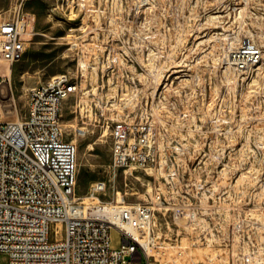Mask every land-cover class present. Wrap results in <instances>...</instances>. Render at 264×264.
<instances>
[{
    "label": "rangeland",
    "instance_id": "1",
    "mask_svg": "<svg viewBox=\"0 0 264 264\" xmlns=\"http://www.w3.org/2000/svg\"><path fill=\"white\" fill-rule=\"evenodd\" d=\"M107 1L105 14L121 21L92 30L98 38L91 40L57 0H0V20L34 16L26 50L6 80L19 116L29 87L68 73L81 83L61 109L64 138L77 147L75 194L86 196L105 180L102 200L152 203L159 192L171 206L178 199L161 175L109 167L107 125L143 115L154 130L157 160L179 166L195 212L176 217L155 209L157 255L173 264H264V0ZM114 32L121 36L117 51H94ZM245 41L261 56L239 69L230 54ZM77 125L85 134H74ZM195 179L202 183L198 198ZM111 235L116 244L117 233ZM7 263L0 252V264Z\"/></svg>",
    "mask_w": 264,
    "mask_h": 264
},
{
    "label": "built area",
    "instance_id": "2",
    "mask_svg": "<svg viewBox=\"0 0 264 264\" xmlns=\"http://www.w3.org/2000/svg\"><path fill=\"white\" fill-rule=\"evenodd\" d=\"M57 1L69 20H80L91 40L97 39L91 38L92 30H105L121 21L105 14L107 0ZM33 28L34 16L29 12L0 20V70H4L0 77V252L8 254L7 264H141L143 258L145 264H173L157 255L159 243L152 234L155 209L169 210L176 217L195 212L188 205L191 196L182 186L179 166L156 158L150 121L138 114L112 119L107 125L109 167L114 173L151 169L161 175V182L178 199L171 206L159 192L152 203L102 200L105 180L95 181L86 196L75 194L77 147L74 139L64 138L61 109L81 83L68 73L54 74L29 87L26 113L19 116L16 97L6 80L13 63L23 56ZM120 37L117 32L106 35L94 51L110 56L117 51ZM70 42L77 45L74 39ZM260 56V49L245 41L231 52L230 59L245 69ZM132 85L137 83L132 80ZM85 132L84 125L74 127L76 135ZM192 184V195L200 197L201 181L195 179ZM57 222L62 228L52 231L51 223ZM112 229L118 235L116 244ZM58 230L61 237L56 236ZM140 240L147 242L150 253Z\"/></svg>",
    "mask_w": 264,
    "mask_h": 264
},
{
    "label": "bare ground",
    "instance_id": "3",
    "mask_svg": "<svg viewBox=\"0 0 264 264\" xmlns=\"http://www.w3.org/2000/svg\"><path fill=\"white\" fill-rule=\"evenodd\" d=\"M98 31V30H97ZM96 31V32H97ZM95 36V35H94ZM92 37V36H91ZM93 38V37H92ZM96 38V37H95ZM98 38V37H97ZM10 70L12 71V69L10 68ZM9 70V71H10ZM0 77H4V70H0ZM128 108H129V106H128ZM62 228V224L61 223H59V222H57V223H51V230L53 231V229H55V228ZM113 235L116 233V230L115 229H112V232H111ZM57 237H61L62 236V232L60 231V230H58V232H57V235H56ZM51 237H53V236H51ZM141 241V243L143 244V246H144V248H145V250L147 251V253H149L148 251V249H149V245L147 244V242L146 241H144V240H140Z\"/></svg>",
    "mask_w": 264,
    "mask_h": 264
}]
</instances>
